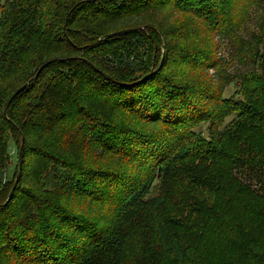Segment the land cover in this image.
I'll use <instances>...</instances> for the list:
<instances>
[{"label": "trees", "instance_id": "trees-1", "mask_svg": "<svg viewBox=\"0 0 264 264\" xmlns=\"http://www.w3.org/2000/svg\"><path fill=\"white\" fill-rule=\"evenodd\" d=\"M219 3L222 0H0V86L12 71L16 81L27 79L18 88L25 84L26 87L15 94L17 88L10 96L15 94L11 102L9 98L1 106L0 182L8 165L10 129L29 143L23 158L24 182L30 158L38 153L34 149L37 146L45 155L75 160L85 132L81 127L83 116L91 119L92 115H101L125 125L122 131L143 140L145 131L141 128L164 121L165 107L156 84L158 72L148 75L146 69L147 42L154 40L150 33L155 32L163 39L166 9L195 14L208 8L205 11L208 13L209 9L219 7ZM249 15L250 9L239 20L232 21L234 15H228L227 24L222 27L228 32L232 24ZM136 18L141 22L132 26ZM125 29L130 30L105 38ZM223 32L226 33L220 30ZM77 33L94 35L96 42L79 45ZM235 43L241 51V63L248 67L240 75V85L249 83L246 101L234 99L220 108L218 113L222 116H234L232 125L223 130H218L213 111L208 130L211 133V129L217 128V135L210 134L196 152L193 150L197 156L194 161L202 164L201 171L190 183L178 188L172 176V164L179 159L173 156L181 144L175 148L172 142L173 147L167 146L164 152H150L156 158L151 170L156 163L159 166L162 161H168L161 181L166 189L178 190L179 211L186 212V208L190 210L197 204L186 217L189 225L183 226L188 238H183L179 230L170 235L168 229L158 230L156 222L151 220L147 224L148 219L137 217L135 221L121 220L114 232L109 228L104 235L99 233L97 240H84L80 230L62 229L55 224L52 208L42 216L36 213L34 196L26 188L29 184L26 182L18 184L11 198L0 203V264H162L164 261V264H264V20L261 18L258 30L252 31L249 39L241 38ZM164 44L169 49L166 41ZM96 48L104 49L93 52ZM133 56L141 58L140 62L130 60ZM50 60L55 61L38 73ZM136 64L143 65L141 70L134 68ZM69 65L76 67L69 69ZM214 65L213 62L209 67ZM34 69L35 76L28 79L26 71ZM114 86L121 91L129 90L130 96L126 100L115 94L109 96L106 89ZM135 89H138L136 100ZM175 89L178 92L174 91L168 102L173 103L177 95L180 102L167 120L174 126L170 139L179 136L176 127L179 123L191 119L186 108L190 104L184 100L186 91L178 86ZM209 101L212 107L214 97ZM205 111L199 116L203 118ZM128 112L143 116V127L128 118ZM127 140L124 146L127 156L128 152L140 154L137 145L141 142ZM120 176L126 179L124 173ZM129 180H133L134 187L126 194L122 192V206L135 215L142 214L140 210L155 208L156 201L149 197L153 179L129 175ZM200 190L204 193L201 197ZM178 213L176 217L182 221L176 225H184L185 219ZM92 231L97 230H88ZM157 232L165 238L170 236V240L156 239ZM176 233L179 240L173 238ZM189 238H195V244ZM162 242L164 250L160 255ZM216 254L219 259L214 258Z\"/></svg>", "mask_w": 264, "mask_h": 264}, {"label": "rangeland", "instance_id": "rangeland-1", "mask_svg": "<svg viewBox=\"0 0 264 264\" xmlns=\"http://www.w3.org/2000/svg\"><path fill=\"white\" fill-rule=\"evenodd\" d=\"M248 9H250V15L243 18L244 22L242 19L232 24L233 26L228 32L226 28L222 27L227 24L228 15L229 17L234 15L232 21L239 20L243 16V12H247ZM207 10L208 8L194 14V12L166 9L164 10L166 25L164 32L161 31L163 39L157 33L150 31L154 40L147 42L148 63H146V69L148 75L153 74L154 71L158 72L156 84L162 92L161 98L165 106L164 121L146 125L144 128L143 116L128 112L130 115L127 117L134 119V122H139V126L143 127L141 130L145 131L142 136L143 140H141L138 137H132L133 134L130 132L122 131L121 128L125 129L126 126L121 123L117 124L101 115H92L91 119L83 116L81 127L85 129V132H82V141L80 138L82 147L79 149L78 155L75 156V160L66 157L55 158L50 153L45 155L37 146L34 149L37 148L38 153L30 158V168L27 170L28 175L25 182L23 176L26 171L23 170V167L20 171L19 154L21 147H23V154L25 153V148L29 147V143L23 141L22 136L16 130L10 129L8 165L5 177L0 182V187H2L0 203H4L10 197L15 182L19 178L17 185L29 182L26 188L32 191L36 213L42 216L44 213L51 212L52 208L56 217L55 224H59L62 229L80 230V237L84 240H97L98 234L104 235L109 228L111 233L114 232L121 220L135 221L137 217L148 219L147 224L151 220L156 222L158 230L168 229L170 235L171 232L179 230L183 238H188V233L184 229L189 225L186 217L190 215V211H193V207L197 204L190 210L185 207L186 212L179 211L177 207L178 190L173 187L166 189L164 182L161 181L168 161H162L159 166L156 163L155 168L151 170L150 165L156 158L152 154L150 155V152H164L167 146L173 147L172 142L176 144L175 148L181 144L173 156V159L176 156L179 159L172 164V176L176 180L178 188H181V184L190 183L193 176L201 171L202 164L194 161L197 156L193 150L196 152L198 146L203 144L202 140H208L210 134L216 136L217 128L223 130L233 123V115L222 116L218 111L221 107L229 105L231 100L246 101V89H248L249 83L245 86L240 85L242 82L240 75L246 71V68L248 70V67L241 63V51L237 49L235 42L241 38L249 39L251 32L258 30L261 18L264 20V0H222L216 9H209L208 13H205ZM132 22L131 25L136 26L137 22H141V19L136 18ZM222 29L225 30V34L224 32L220 33ZM171 31L174 33H170ZM75 37L79 45L96 42L94 35L77 33ZM164 41L168 44L169 49ZM103 49L96 48L93 49V52L98 53ZM140 59L133 56L130 60L140 62ZM213 62L215 63L214 67H209ZM142 66L136 64L134 68L141 70ZM75 67V65H69L68 68L75 69ZM35 71V69L26 71L28 79L35 76ZM16 78L13 71L5 79L3 78L4 84L0 86V110L1 106L7 104L6 102L13 92L27 80L18 79L16 81ZM121 85L125 86V84ZM177 86L186 91L184 100L185 104H190L186 108L190 110L191 119L188 118L179 123L176 126L179 127V136L170 139V130L174 126L167 123L169 122L167 120L176 112L180 96H175L177 98L173 103H169L168 100L173 97L174 91L178 92V89H175ZM189 87L190 90H188ZM106 91L109 96L112 97L115 94L123 100H126L131 94L129 90L121 91L116 86L109 87ZM135 92L136 100L138 89H135ZM184 93L183 91L182 94ZM213 97L214 101L210 107L211 101L209 100ZM170 108L174 110L172 111ZM202 110H207L203 118L199 116ZM213 111L217 115L215 122L218 126L213 128V131L211 129L210 133L208 128L212 125L211 117H214L213 114H215ZM128 138L132 142H141L137 145V148L141 149L140 154L128 152L127 156L125 153L127 147L124 146H127ZM76 141L79 143V139ZM189 163L194 165H188ZM122 173L126 179L120 176ZM129 175L135 176V178L137 176L141 179L145 177L153 179L154 183L149 197L156 201L155 208L147 211L140 210L143 213L135 215L132 213L133 211L130 212L122 206V192L126 194L129 189L134 187V182L129 180ZM118 192H120L119 195ZM203 195V190H200L198 196ZM186 198L187 201L188 196ZM117 201L120 204L118 206H116ZM178 212L185 219L182 222L184 225H176L182 221L176 217ZM115 221L117 224L113 225ZM88 230L97 231L88 232ZM177 234L179 233L175 234L174 240H179ZM114 236L118 238V235ZM155 236L159 240L165 238L158 232ZM165 239L170 240V236ZM194 239L187 240H191L190 243L193 245L195 244ZM116 242L117 239H114V243ZM162 250H164V242L158 251L160 255ZM161 258L164 261V254ZM214 258L219 259V256L216 254ZM164 263L165 261L162 262V264Z\"/></svg>", "mask_w": 264, "mask_h": 264}, {"label": "water", "instance_id": "water-1", "mask_svg": "<svg viewBox=\"0 0 264 264\" xmlns=\"http://www.w3.org/2000/svg\"><path fill=\"white\" fill-rule=\"evenodd\" d=\"M85 1H86V2H93V1H96V0H85ZM129 30H130V29H125V30H121V31L113 32V33L107 34V35L105 36V38H110V37H114L115 35H118V34L126 33V32L129 31ZM61 60H66V59H61ZM52 61H55V60H50V61L44 63V64L39 68L38 73H39V72H40V71H41V70H42L47 64H49V63L52 62ZM91 66H92L96 71H98L99 73L103 74L105 77L109 78V76H108L106 73H104L102 70L98 69V68H97L96 66H94L93 64H91ZM38 73H37V74H38ZM146 77H147V76H146ZM25 87H26V84L23 85L22 87H20V88L15 92V94H17V93H19L20 91H22ZM15 94H14V95H15ZM14 95H13V96H14ZM13 96L10 98V102H11ZM10 102H9V103H10ZM23 158H24L23 147H21V149H20V154H19V167H20V171L22 170V167H23ZM18 179H19V178H17V180H16V182H15V185H14V187H13V189H12V192H11L9 198H11V196H12V194H13V192H14L16 186H17Z\"/></svg>", "mask_w": 264, "mask_h": 264}]
</instances>
